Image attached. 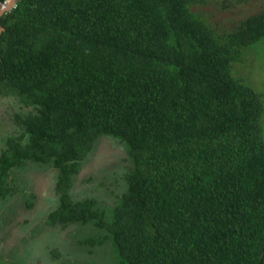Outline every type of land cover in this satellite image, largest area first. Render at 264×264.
Returning <instances> with one entry per match:
<instances>
[{
    "label": "trees",
    "instance_id": "trees-1",
    "mask_svg": "<svg viewBox=\"0 0 264 264\" xmlns=\"http://www.w3.org/2000/svg\"><path fill=\"white\" fill-rule=\"evenodd\" d=\"M209 2L17 0L5 11L0 96L30 110L0 152V199L13 168L52 164L49 221L103 230L82 242L109 244L112 264H264V96L234 69L264 41V6L228 30L213 28ZM105 135L131 160L111 208L72 196Z\"/></svg>",
    "mask_w": 264,
    "mask_h": 264
},
{
    "label": "rangeland",
    "instance_id": "rangeland-1",
    "mask_svg": "<svg viewBox=\"0 0 264 264\" xmlns=\"http://www.w3.org/2000/svg\"><path fill=\"white\" fill-rule=\"evenodd\" d=\"M263 6L264 0H210L201 9L213 28L233 30L242 18ZM247 50L235 72L264 96V41ZM29 110L17 96H0V152L9 136L21 132L16 116ZM130 164L125 143L101 136L74 177L73 198H95L98 207L111 208L125 189L121 175ZM57 176L52 164L31 161L11 170L7 181L15 190L0 199V264H112L109 244L82 242L103 235V230L90 224L49 221L59 201Z\"/></svg>",
    "mask_w": 264,
    "mask_h": 264
},
{
    "label": "water",
    "instance_id": "water-1",
    "mask_svg": "<svg viewBox=\"0 0 264 264\" xmlns=\"http://www.w3.org/2000/svg\"><path fill=\"white\" fill-rule=\"evenodd\" d=\"M16 2L17 0H7V4L5 7H2L0 3V17L5 11L10 10L16 4Z\"/></svg>",
    "mask_w": 264,
    "mask_h": 264
},
{
    "label": "built area",
    "instance_id": "built-area-1",
    "mask_svg": "<svg viewBox=\"0 0 264 264\" xmlns=\"http://www.w3.org/2000/svg\"><path fill=\"white\" fill-rule=\"evenodd\" d=\"M2 3V5L3 6H5L6 5V3H7V0H4L3 2H1Z\"/></svg>",
    "mask_w": 264,
    "mask_h": 264
},
{
    "label": "clouds",
    "instance_id": "clouds-1",
    "mask_svg": "<svg viewBox=\"0 0 264 264\" xmlns=\"http://www.w3.org/2000/svg\"><path fill=\"white\" fill-rule=\"evenodd\" d=\"M1 2H3V1H0V3H1ZM6 4H7V3H6ZM1 5H2V3H1ZM5 6H6V5H5ZM5 6L2 5V7H5Z\"/></svg>",
    "mask_w": 264,
    "mask_h": 264
}]
</instances>
